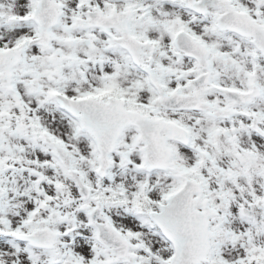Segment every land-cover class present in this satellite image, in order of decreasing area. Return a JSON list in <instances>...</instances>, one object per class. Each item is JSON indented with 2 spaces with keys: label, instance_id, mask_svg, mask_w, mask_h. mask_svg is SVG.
Masks as SVG:
<instances>
[{
  "label": "snow or ice",
  "instance_id": "6c2138e0",
  "mask_svg": "<svg viewBox=\"0 0 264 264\" xmlns=\"http://www.w3.org/2000/svg\"><path fill=\"white\" fill-rule=\"evenodd\" d=\"M0 264H264V0H0Z\"/></svg>",
  "mask_w": 264,
  "mask_h": 264
}]
</instances>
